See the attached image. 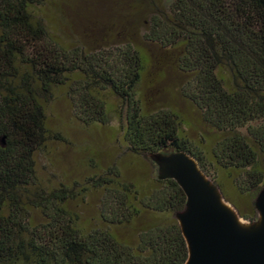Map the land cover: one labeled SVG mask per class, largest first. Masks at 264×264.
Masks as SVG:
<instances>
[{
  "label": "trees",
  "instance_id": "obj_1",
  "mask_svg": "<svg viewBox=\"0 0 264 264\" xmlns=\"http://www.w3.org/2000/svg\"><path fill=\"white\" fill-rule=\"evenodd\" d=\"M45 2L0 0V264H185L178 216L188 201L174 178L138 184L111 165L84 185L38 181L36 153L54 138L44 104L64 86L75 118L91 125L110 123L108 99L118 100L131 152L188 154L224 198L255 205L264 192V0H171L166 17L150 18L145 40L177 51L180 92L208 127L198 143L178 111L145 110L144 60L132 43L89 50L55 39L38 15ZM91 191L101 193L92 226L69 205Z\"/></svg>",
  "mask_w": 264,
  "mask_h": 264
},
{
  "label": "rangeland",
  "instance_id": "obj_2",
  "mask_svg": "<svg viewBox=\"0 0 264 264\" xmlns=\"http://www.w3.org/2000/svg\"><path fill=\"white\" fill-rule=\"evenodd\" d=\"M170 2L46 0L38 9V15L46 20L48 30L55 39L71 45L81 44L91 50L132 43L144 60L138 91L145 110L152 112L171 108L178 111L186 134L198 143L201 137L209 135L208 127L194 104L180 92L185 77L177 66V51L144 38L151 16L166 17ZM108 102L112 110L110 123L84 125L73 114L67 88H54L53 98L44 104L46 123L54 138L36 153L38 181L46 187L61 183L71 186L74 182L82 185L87 177L97 175L111 165H116L126 179L138 184H146L156 177H172L187 195V207L178 216V221L186 240L191 239L186 223L194 221L201 212L200 199L211 192L224 198L221 192L208 177L206 180L201 177L203 174L197 161L188 154L131 152L123 138L122 117L117 113L120 102L110 98ZM100 196V192L91 191L69 203L80 214L83 225L98 223ZM224 199L246 228L245 232L235 234L238 252L230 264H264V192L257 197L255 205L249 197H236L235 201ZM244 214L254 216L256 220L252 222Z\"/></svg>",
  "mask_w": 264,
  "mask_h": 264
},
{
  "label": "water",
  "instance_id": "obj_3",
  "mask_svg": "<svg viewBox=\"0 0 264 264\" xmlns=\"http://www.w3.org/2000/svg\"><path fill=\"white\" fill-rule=\"evenodd\" d=\"M0 143L3 147L6 145L5 136L0 137ZM201 174L207 177L203 171ZM207 195L208 193L206 198L200 199L199 215L191 223H186L187 231H190L195 246L192 264H230V260L238 252L235 239L237 233L233 232L230 221L216 208L213 200L214 192ZM186 241L188 245V239Z\"/></svg>",
  "mask_w": 264,
  "mask_h": 264
},
{
  "label": "bare ground",
  "instance_id": "obj_4",
  "mask_svg": "<svg viewBox=\"0 0 264 264\" xmlns=\"http://www.w3.org/2000/svg\"><path fill=\"white\" fill-rule=\"evenodd\" d=\"M202 177L203 179L206 180V177L204 175ZM213 200H214L215 206L218 209V211L222 213L226 217L227 220L230 221L233 232L237 234L241 233L242 231L245 232L246 228L242 226L243 220L236 217L234 210L225 201V199L219 197V195L214 193ZM188 246H189V259L187 261V264H192V261L195 256V246H194L193 238L188 239Z\"/></svg>",
  "mask_w": 264,
  "mask_h": 264
}]
</instances>
